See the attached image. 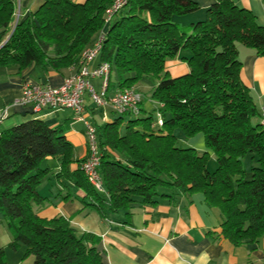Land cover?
I'll list each match as a JSON object with an SVG mask.
<instances>
[{
  "label": "trees",
  "instance_id": "16d2710c",
  "mask_svg": "<svg viewBox=\"0 0 264 264\" xmlns=\"http://www.w3.org/2000/svg\"><path fill=\"white\" fill-rule=\"evenodd\" d=\"M113 2L45 0L20 20L17 0H0V68L20 72L33 65L44 75L77 69L81 52L104 31L100 61L110 64L107 90L111 73L119 91L154 80L149 99L163 119L162 128H154V114L147 115L141 102L140 114L127 121L123 133V115L93 125L105 193L87 182L80 169L87 155L74 160L62 128L33 119L4 130L0 217L12 237L7 247H24L22 261L32 257L31 264H103L99 237L79 232L62 217L43 219L34 211L48 203L38 191L51 176L50 168L41 167L47 159L58 160L57 176L73 182L81 204L100 218L123 213L128 219L137 205L153 204L160 190L173 188L201 193L220 210L224 222L214 239L234 247L257 244L264 236V127L253 123L261 113L241 81L237 47L264 58V26L233 0H214L203 19L188 26L174 19L199 10L190 0H126L105 25ZM178 56L188 73L172 78L166 63ZM177 130L184 139L201 134L210 153L178 146ZM0 264H8L4 249Z\"/></svg>",
  "mask_w": 264,
  "mask_h": 264
},
{
  "label": "crops",
  "instance_id": "0c3cea01",
  "mask_svg": "<svg viewBox=\"0 0 264 264\" xmlns=\"http://www.w3.org/2000/svg\"><path fill=\"white\" fill-rule=\"evenodd\" d=\"M44 1L17 0L19 19L23 20L36 12ZM70 1L82 4L85 0ZM190 1L196 3L199 10L175 18L176 23L184 25L182 23L192 24L202 20L205 10L214 0ZM233 2L250 11L256 21L264 26V0ZM237 50L238 59L242 63L241 81L249 89L254 104L261 113L264 109V58L242 45H238ZM179 59L178 56L166 63V69L172 78L188 73L187 65ZM100 63V57H97L89 64V68L93 69ZM75 70L72 67L60 72L49 71L44 75L33 65L20 72L15 67L0 68V115L4 109L8 110L7 118L0 122V134L12 126L38 119L48 127L62 128L64 137L73 148L74 160H83L88 149L85 124L76 120L71 111L46 110L32 115L29 108L14 103L20 98L25 83L58 88ZM116 83V77L111 73L108 96L120 92ZM90 84L96 91L100 90L99 79H91ZM84 104V117L91 125L103 122L102 110L94 106L87 94L84 96ZM260 120L256 118L253 123L260 124ZM110 122L112 120L107 119L104 123ZM197 140L189 143V146L201 154L203 147ZM76 167L73 164L70 170L73 171ZM42 168L52 170L51 176L38 188L39 193L48 198V203L43 207H35L34 211L43 219L62 217L79 232L99 237L97 249L103 264H264V236L253 246L240 247H234L224 239H214L224 217L218 208L205 202L201 193H179L176 189L165 188L160 190V195L154 199L155 203L137 205L128 219L123 213L108 215L103 219L94 209L81 204L82 193L74 187L73 182L57 176V159H47L46 166ZM11 241L12 237L0 217V249L5 250L7 263L24 264L30 257L22 261L24 247L20 246L17 251H12L7 247Z\"/></svg>",
  "mask_w": 264,
  "mask_h": 264
},
{
  "label": "built area",
  "instance_id": "2783aa9c",
  "mask_svg": "<svg viewBox=\"0 0 264 264\" xmlns=\"http://www.w3.org/2000/svg\"><path fill=\"white\" fill-rule=\"evenodd\" d=\"M125 3L126 0H114L112 6L105 12V25H109L113 15L121 10ZM104 37L105 32H100L92 45L81 52L76 65L77 69L64 80L60 87L52 88L25 83L22 86L20 98L14 102L19 106L29 108L32 115H38L46 110H69L76 120L85 124L88 154L80 169L87 182L99 193H105L98 172L100 155L96 142V130L84 117V96L87 94L94 106L102 110L103 122L107 121L108 113L137 117L140 114V103L142 102L141 94L134 88L117 92L113 96L107 95V81L110 75L109 63L101 62L95 68H89V64L101 53ZM91 79L101 81L99 91H96L90 84ZM7 116L8 110L6 108L1 112L0 122ZM155 119L153 127L162 128L163 119L159 112H156ZM260 119V124L264 127V109L261 111Z\"/></svg>",
  "mask_w": 264,
  "mask_h": 264
},
{
  "label": "rangeland",
  "instance_id": "374dc122",
  "mask_svg": "<svg viewBox=\"0 0 264 264\" xmlns=\"http://www.w3.org/2000/svg\"><path fill=\"white\" fill-rule=\"evenodd\" d=\"M181 17H183V16H181ZM176 18H180V17H176ZM182 24H184V26H188L190 23H187V24L186 23H182ZM189 31H190V29L187 30V33ZM180 55L183 57V56H188L189 54H188V52H182V54L180 53ZM98 57H100V55H98ZM179 61H181V58L179 59ZM181 62L184 63V61H181ZM155 83L156 82L154 80H151V79L150 80L142 79L141 81H139L136 84V89L138 90V92L142 96L143 107H144L147 115L151 114V113L154 114L153 118L155 117V114H156V112L154 111L156 103L151 101L149 99V97L151 96V93L153 91ZM118 117H119V115H116V114H113V113H108V119H111L112 121L114 119L118 118ZM131 118H133V117L130 116V115H123L122 116V121H121L122 123H121V127H120L121 133H123V131L125 130L127 121L129 119H131ZM175 134H176V136L178 138V142H177L178 146H180L182 148L192 147V146H189L190 145L189 143L194 142L195 140H197L196 138H200L199 140H197V142L199 143V145H201V147H203V152L210 153V150L207 149L205 147V145H204V142H203L201 134L196 135L195 137H193V139L192 138L191 139H184L182 137V135H181V132L178 131V130L175 132ZM45 166H46V161H43L42 164H41V167H45ZM215 167H216V165H215V162H214V158L211 157V159L208 162V169H209V171H213L215 169ZM32 261H33V258L30 257L24 264H31Z\"/></svg>",
  "mask_w": 264,
  "mask_h": 264
}]
</instances>
